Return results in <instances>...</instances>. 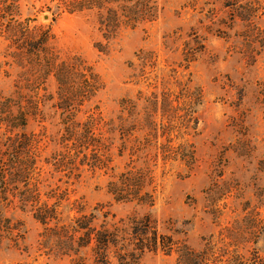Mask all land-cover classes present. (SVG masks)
<instances>
[{"label":"trees","instance_id":"obj_1","mask_svg":"<svg viewBox=\"0 0 264 264\" xmlns=\"http://www.w3.org/2000/svg\"><path fill=\"white\" fill-rule=\"evenodd\" d=\"M48 1L56 2V16L62 12L93 14L105 40L115 38L122 29L152 23L158 15L156 0ZM202 3L209 7L206 19L212 21L221 13L217 21L233 31L236 40H242L251 51L253 47L264 50V30L257 25L264 18V0ZM32 21L21 18L18 0H0V38L5 42L0 72L8 77L10 70L15 76L10 92L0 89V207L15 205L30 213L42 227L40 249L46 255L68 258L69 264H111L112 260L134 264L144 254L157 252L175 253V264H264V256L255 247L264 221L249 201L241 202L239 212L221 223L226 217L225 200L232 194L235 199L240 197V189L222 181L216 169L203 198L205 213L217 229L202 237L197 250L187 246L185 237L178 239V233L161 231L147 212L116 220L101 205L87 212L71 204L68 211L73 214L62 216L59 208L68 201L67 191L51 188L47 176L58 175L59 183L68 184L83 169L110 172L105 191L113 202L152 208L156 184L151 168L156 162H178L187 169L196 163L188 137L197 130L202 94L189 78L174 77L169 83L153 76L148 82L147 69L154 68V57L139 50L134 55L138 63L128 62L127 66L134 84L146 83V90L138 89L133 98L120 99L116 114L105 118L97 105L89 107L103 89L99 76L80 56L58 57L50 29L31 26ZM192 42L194 48L183 44V69L204 48L199 41ZM49 79L55 91L46 96ZM46 101L52 102L50 108L58 114L59 128L53 151L43 156V134L29 127L31 122L40 126L45 122ZM116 160H123L118 172H114ZM255 171L264 175V158L257 160ZM255 194L262 197L264 188ZM9 229V221L0 216V231Z\"/></svg>","mask_w":264,"mask_h":264},{"label":"rangeland","instance_id":"obj_2","mask_svg":"<svg viewBox=\"0 0 264 264\" xmlns=\"http://www.w3.org/2000/svg\"><path fill=\"white\" fill-rule=\"evenodd\" d=\"M18 1L22 19L33 20L31 26L50 29L52 46L58 57L80 56L99 76L103 89L89 107L97 105L105 118L116 114L120 99L133 98L138 89L146 90V83L134 84L130 76L132 70L127 66L128 62L138 63L134 55L139 50L151 52L154 57V68L147 69L150 72L148 82L153 76L164 77L169 83L174 77L178 80L189 78L191 85L202 94V103L197 107V130L188 137L196 163L192 169H187L178 162L164 165L160 160L156 162L151 168L156 184L152 208L113 202L105 191L110 172L104 174L99 170L83 169L80 177L68 184L59 183L58 175L47 176L51 188L59 186L67 191L68 201L59 208L63 217L73 214L68 211L71 204L83 207L87 212L101 205L116 220L125 219L132 213L147 212L157 221L161 231L178 233V239L185 237L187 246L197 250L202 237L217 229L205 213L203 198V191L215 178L216 169L217 174H222V181L240 189V197L235 199L232 194L225 200L226 217L221 223L230 221L243 201H249L250 207L264 221V195L255 196L264 188V175L255 171L257 160L264 158V50L253 47L251 51L242 40H236L233 31H228L217 21L221 13L218 12L212 21L206 19L209 7L204 6L202 0H156L158 15L152 23L122 29L109 40L104 39L91 13L62 12L56 16V2ZM257 25L264 30L263 17ZM193 39L204 48L183 69L181 53H185L186 43L195 47ZM4 46L5 42L0 38V62ZM9 74L6 77L0 72V89L5 93L11 91L15 78L13 71L9 70ZM170 87L173 88L172 84ZM54 91L55 84L49 79L45 95H53ZM51 103L45 102V122L41 126L31 122L29 127L35 133L43 134V156L53 151L54 140L58 138L59 117L50 108ZM114 166V172L122 170L123 160H116ZM232 211L236 212L233 214ZM0 216L9 221L10 228L0 231V264H69L68 258L46 255L40 249L42 227L28 211H21L15 205H2ZM255 247L264 256V230ZM175 257V253L169 256L161 252L146 253L134 264H175ZM111 264L117 263L112 260Z\"/></svg>","mask_w":264,"mask_h":264},{"label":"water","instance_id":"obj_3","mask_svg":"<svg viewBox=\"0 0 264 264\" xmlns=\"http://www.w3.org/2000/svg\"><path fill=\"white\" fill-rule=\"evenodd\" d=\"M43 18L46 19V16H44Z\"/></svg>","mask_w":264,"mask_h":264}]
</instances>
